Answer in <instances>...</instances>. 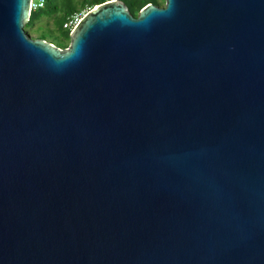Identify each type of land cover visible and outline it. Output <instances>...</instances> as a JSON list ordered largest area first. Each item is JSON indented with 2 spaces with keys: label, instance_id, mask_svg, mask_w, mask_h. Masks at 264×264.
Returning <instances> with one entry per match:
<instances>
[{
  "label": "water",
  "instance_id": "1",
  "mask_svg": "<svg viewBox=\"0 0 264 264\" xmlns=\"http://www.w3.org/2000/svg\"><path fill=\"white\" fill-rule=\"evenodd\" d=\"M0 0V264H264V0L89 10L60 49Z\"/></svg>",
  "mask_w": 264,
  "mask_h": 264
},
{
  "label": "trees",
  "instance_id": "2",
  "mask_svg": "<svg viewBox=\"0 0 264 264\" xmlns=\"http://www.w3.org/2000/svg\"><path fill=\"white\" fill-rule=\"evenodd\" d=\"M106 0H81L80 1V7H92L93 5H97L100 3L105 2ZM126 5L129 10V12L133 15L136 16L140 9L144 7L147 3H156V0H122ZM75 6L70 2L67 3L66 5V11L63 17H60L58 19V29L60 30L61 34L60 36H52L47 33H41L39 36L36 38H42L46 39L49 38L51 39L49 42L54 43L57 47L63 48L67 47L68 44L66 43V39L70 40L69 36V30L63 27V23L66 19V17L71 14L72 12L75 11ZM58 10V1L57 0H47L46 4L44 7L32 11L29 16V20L25 23V27H28L31 25L36 19L43 15H50L51 13L55 12Z\"/></svg>",
  "mask_w": 264,
  "mask_h": 264
},
{
  "label": "rangeland",
  "instance_id": "3",
  "mask_svg": "<svg viewBox=\"0 0 264 264\" xmlns=\"http://www.w3.org/2000/svg\"><path fill=\"white\" fill-rule=\"evenodd\" d=\"M57 1H58V10L57 11L51 13L50 15H43V16L39 17L28 27H25V25H24V29L30 37L36 38L37 36H39L43 32L47 33L49 35H52V36H56V37L60 36L61 32L58 29V19L60 17L64 16L67 3L71 2L75 6L76 9L74 12H86V11L88 12L89 10H91L92 8H94L96 6V5H93L90 8L89 7H85V8L80 7V1L81 0H57ZM156 1H157L158 5H161V6L164 5V0H156ZM45 40L49 42L51 39L46 38ZM69 41L70 40L66 39L67 44H69ZM52 44H54V43H52ZM63 48H65V47H63ZM63 48H60V49H63Z\"/></svg>",
  "mask_w": 264,
  "mask_h": 264
},
{
  "label": "built area",
  "instance_id": "4",
  "mask_svg": "<svg viewBox=\"0 0 264 264\" xmlns=\"http://www.w3.org/2000/svg\"><path fill=\"white\" fill-rule=\"evenodd\" d=\"M47 0H30V13L45 6ZM87 12V11H86ZM86 12H73L63 23L64 28L71 31L73 27L85 16Z\"/></svg>",
  "mask_w": 264,
  "mask_h": 264
}]
</instances>
